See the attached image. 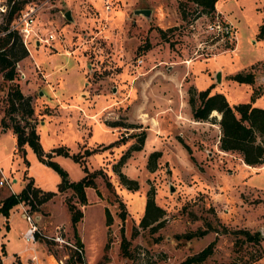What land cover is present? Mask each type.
<instances>
[{
	"label": "rangeland",
	"instance_id": "374dc122",
	"mask_svg": "<svg viewBox=\"0 0 264 264\" xmlns=\"http://www.w3.org/2000/svg\"><path fill=\"white\" fill-rule=\"evenodd\" d=\"M111 2L108 16L101 9L102 0L44 3L35 14V33L27 37V46L23 42L27 55L16 65L15 78L6 80L0 71V119L8 107L9 84L17 83L31 96V122L40 127L45 151L58 145L71 152L97 148L84 159L89 171L102 172L95 177L97 187L85 188V205L68 188L57 191L45 207L32 210L34 216L42 215L35 221L37 240L55 253L58 264H72L66 262L72 249L67 241L82 244V262L77 264H183L210 242L212 253L193 264H264V159L247 166L236 152L220 149L217 112L208 120H196L188 101L190 94L197 98L199 90L208 87L210 92H223L230 103L257 96L264 107V33L259 35L264 0H216L211 13L194 20L201 7L192 0ZM220 6H228L233 18L223 15ZM136 8H150L151 13H135ZM67 9L70 20L64 16ZM216 13L237 30L234 37L220 39L206 31ZM49 32L55 37L44 40ZM217 71L222 72V83L216 80ZM237 71H252L254 80L238 83L230 78ZM143 132L141 148L131 150L119 164ZM25 148L28 166L12 130L0 124V172L9 181L17 178L14 189L23 187L27 168L57 190L60 174L40 161L29 145ZM153 150L160 155L149 169ZM53 159L70 180L85 173L70 156ZM117 169L136 180L138 188L123 185ZM2 187L9 188L7 183ZM149 190L165 210L156 229L139 225ZM68 198L83 211L77 237ZM16 216L20 220L7 227L0 213V250L3 243L12 249L21 240L28 222L20 212ZM238 229L253 238L234 232ZM44 237L53 242L45 243Z\"/></svg>",
	"mask_w": 264,
	"mask_h": 264
},
{
	"label": "trees",
	"instance_id": "16d2710c",
	"mask_svg": "<svg viewBox=\"0 0 264 264\" xmlns=\"http://www.w3.org/2000/svg\"><path fill=\"white\" fill-rule=\"evenodd\" d=\"M32 0H8V13L4 20V24L0 27L6 28L12 21L14 16L23 8L25 4ZM201 9L197 10L193 20L201 15L211 13L215 8L216 0H192ZM182 16L184 13L180 7ZM192 23V21L190 22ZM164 33V30L159 29ZM264 33V24L260 26L259 35ZM27 55V49L23 44L21 35L17 30H10L3 35H0V71L6 80H13L16 76V62ZM230 78L237 82H252L254 80V73L252 71L242 72L237 71L230 75ZM193 93V92H192ZM255 96L251 95L249 101H240L230 103L223 92H210L207 87L199 90L198 97L195 98L190 94L188 101L191 106V113L196 120H208L210 113H220V118L217 121L220 128L219 147L222 150L236 152L242 160L250 165H258L264 159V108L254 104ZM8 107L5 114L0 119V124L3 128L10 127L16 137L17 150L23 154V160L26 166L29 165L28 159L25 157V145H29L36 153L38 159L43 163L51 166L60 174V181L58 182V191H63L70 188L76 196L80 204L87 202L85 188L87 186L97 187L95 177L101 174V170L89 171L86 167L85 157L94 153L97 148H85L83 152H71L66 145H58L52 147L49 151H45L40 142V135L35 124L31 122L34 114V106L31 103V96L24 94L21 87L17 83H10L7 90ZM16 113L17 116H15ZM7 116L10 122L7 121ZM21 120H24L22 123ZM145 133L139 136V143H134L130 146L126 153L119 159L121 164L128 157L133 149H140L143 143ZM70 156L75 161L82 165L85 173L78 180H70L68 173L57 161L53 159L55 155ZM160 155V151L153 150L148 157V167L153 169L155 167V159ZM117 168V165H115ZM27 169V168H26ZM24 172V185L19 192H12L7 196L0 198V213L8 217L12 208L21 201L31 204L32 209L39 210V205L44 201L52 198L57 191L42 190L35 186L31 176ZM119 179L123 185L128 189H137V181L126 176L119 169L116 170ZM109 184V181L107 182ZM67 208L70 214L71 224L73 226L74 236L77 237L76 224L82 219L83 211L76 205V202L70 198L66 200ZM165 210L163 207L155 202L153 191L149 190L145 204L144 213L140 218L139 225L142 228L150 226L151 229H156L162 224ZM106 223L111 222V216L107 207H105ZM234 232H243L249 239L253 235L249 234L245 229H238ZM204 233V230L199 234ZM196 234V232H192ZM254 236H257L255 234ZM45 238V243L49 244L52 239ZM78 241V240H77ZM82 244L77 242L80 248ZM213 242L208 243L204 248L187 257L183 264H193L194 262L203 260L212 253ZM50 249V248H49ZM47 249L50 253H55ZM3 250V246H2ZM66 262L77 264L82 262V254L76 249H71ZM1 264V262H0Z\"/></svg>",
	"mask_w": 264,
	"mask_h": 264
},
{
	"label": "built area",
	"instance_id": "2783aa9c",
	"mask_svg": "<svg viewBox=\"0 0 264 264\" xmlns=\"http://www.w3.org/2000/svg\"><path fill=\"white\" fill-rule=\"evenodd\" d=\"M51 0H40L38 2H31L27 3L23 9L20 10L18 13V17H16L14 20H12L9 25L6 28L0 27V35L5 34L6 32L10 30H17V32L21 35L22 40L24 44L27 46L26 39L31 33H35L33 26L35 21V14L36 12L44 5L46 2H50ZM112 8V2L111 0H102L101 3V9L104 11L105 15H109L111 13ZM8 13V4L7 0H0V26L4 24V18H6V15ZM206 31L212 33L213 35L218 36L220 39L223 38H230L231 36L234 37V35L237 33V30L233 28V26L230 23L223 22L219 16V13H216L214 16V20L207 24ZM55 35L53 32H49L48 37L44 40H48L49 38H54ZM19 60L16 62V65L18 66ZM10 181L6 178H0V185H3L4 183H9ZM21 207L20 209L24 213V217L28 222V226L22 233V236L24 240L29 243L33 244L37 241L36 238V232L38 230L37 224H36V216H34L31 212L32 207L31 204L25 201H21ZM53 239L57 241H63V237L61 235H54ZM70 246H72L73 249H76L77 251H81V249L70 242L67 241ZM32 258H35L33 256ZM61 261V260H60ZM2 264V261H0Z\"/></svg>",
	"mask_w": 264,
	"mask_h": 264
},
{
	"label": "crops",
	"instance_id": "0c3cea01",
	"mask_svg": "<svg viewBox=\"0 0 264 264\" xmlns=\"http://www.w3.org/2000/svg\"><path fill=\"white\" fill-rule=\"evenodd\" d=\"M220 8H221V6L219 8H217V9L219 11H221L223 13V15H225L227 17H230V18H233V17H231V15H233V13H229L228 6H225V8H224V10L227 12L228 15H226L224 13V10H222V9L220 10ZM252 24L254 25L256 23H252ZM253 31H254L253 29L251 31H249L247 33V36L250 37L253 34ZM262 40L264 41V39H262ZM221 83H222V79H221ZM238 83H242V82H238ZM215 92H217V91H215ZM258 101H259V99L256 96L255 99H254V104L258 105L259 104ZM258 106H260V105H258ZM261 107H263V106H261ZM216 115L220 118V113L219 112ZM52 123H50V124H52ZM47 127L48 126H45L43 128L46 129ZM8 128H10V127L3 128V129L5 130V129H8ZM38 129H37V131H38ZM77 130L79 131L78 128H77ZM12 133H13V131H12ZM79 134L82 136L80 131H79ZM13 135H15V134L13 133ZM219 136H220V130H219V134H218L217 139H216V143H217L218 147H219ZM223 151H225V150H223ZM54 158L56 159V155L54 156ZM243 164H245L247 166H254V165L247 164L244 161H243ZM25 169L26 168H24V171H25ZM24 171H23V175H24ZM26 173H27L28 176L32 177L34 185L40 187L42 190H55V191H58L56 189H51V186H47V185L43 184L37 177H35L33 175V173L32 174L29 173L28 169H26ZM3 175L4 174L0 172V178L3 177V178H6L8 180V177L7 176H3ZM16 181H17V178L16 177H12L11 181L9 183H7L9 188L8 189L4 188V190H3V187H2V189L0 190V193H3V195H0V198L5 197V196H7L8 194H10L12 192L16 193V192L20 191V190H15L14 187H13V183L16 182ZM22 181L24 182L23 179H22ZM4 185H6V183H4L3 185H0V186H4ZM57 188H58V186H57ZM54 199H56V194L52 198H50V199L44 201L43 203H41L39 207H43V206L45 207L48 202H50V201H52ZM83 205H85V204H83ZM20 207H21V203L19 202L17 205H15L12 208V210L10 211V214H9L8 217L4 216L1 213L4 216V220H5V223H6L7 227L11 226L10 225V221L12 223H14V222L20 220L16 216L19 212H20L21 217L25 218L24 217V213L22 212ZM49 213H50V211H49ZM38 217L40 219L42 217V215H37L36 219H38ZM27 226H28V224L25 225V228L21 230V240L18 243L15 244L14 248L6 249L5 246H4V243H3V250L2 249L0 250V261H2V264H58V262L56 260V257L54 256L53 253H50L47 250L46 245L44 244L43 241H41L39 239L36 242H34L33 244H29V243H27L24 240V238L22 236V233L24 232V230L26 229ZM55 227H56V224H55ZM7 236H8L7 243L9 244L10 243L9 242L10 236L8 235V233H7ZM33 256H35V258H32Z\"/></svg>",
	"mask_w": 264,
	"mask_h": 264
},
{
	"label": "water",
	"instance_id": "95a60500",
	"mask_svg": "<svg viewBox=\"0 0 264 264\" xmlns=\"http://www.w3.org/2000/svg\"><path fill=\"white\" fill-rule=\"evenodd\" d=\"M134 12H135V13H143V14H145L146 16H149L150 13H151V9H150V8H136V9L134 10ZM64 16H65L68 20L72 19L71 10H70V9H67V10L65 11V13H64ZM215 77H216V80L219 82L220 79H221V72H220V71H217ZM263 80H264V76H263Z\"/></svg>",
	"mask_w": 264,
	"mask_h": 264
},
{
	"label": "bare ground",
	"instance_id": "6f19581e",
	"mask_svg": "<svg viewBox=\"0 0 264 264\" xmlns=\"http://www.w3.org/2000/svg\"><path fill=\"white\" fill-rule=\"evenodd\" d=\"M216 113V112H215Z\"/></svg>",
	"mask_w": 264,
	"mask_h": 264
}]
</instances>
